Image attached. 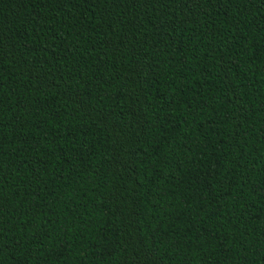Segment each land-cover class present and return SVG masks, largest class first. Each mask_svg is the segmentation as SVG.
Segmentation results:
<instances>
[{
  "label": "trees",
  "instance_id": "obj_1",
  "mask_svg": "<svg viewBox=\"0 0 264 264\" xmlns=\"http://www.w3.org/2000/svg\"><path fill=\"white\" fill-rule=\"evenodd\" d=\"M0 264H264V0H0Z\"/></svg>",
  "mask_w": 264,
  "mask_h": 264
}]
</instances>
